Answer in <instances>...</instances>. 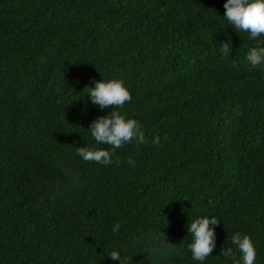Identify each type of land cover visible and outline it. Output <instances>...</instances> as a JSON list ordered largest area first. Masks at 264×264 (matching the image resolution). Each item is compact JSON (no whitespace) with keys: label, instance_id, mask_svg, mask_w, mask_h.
Listing matches in <instances>:
<instances>
[{"label":"trees","instance_id":"1","mask_svg":"<svg viewBox=\"0 0 264 264\" xmlns=\"http://www.w3.org/2000/svg\"><path fill=\"white\" fill-rule=\"evenodd\" d=\"M226 2L0 0V264H233L222 248L242 264L237 232L264 264V65L246 61L264 36L237 33ZM103 80L147 139L108 166L76 154L110 150L89 131L112 110L85 89ZM203 217L220 222L201 262Z\"/></svg>","mask_w":264,"mask_h":264},{"label":"clouds","instance_id":"2","mask_svg":"<svg viewBox=\"0 0 264 264\" xmlns=\"http://www.w3.org/2000/svg\"><path fill=\"white\" fill-rule=\"evenodd\" d=\"M224 17L232 28L237 32H246L250 40H256L264 36V0H227L224 4ZM221 54L229 56L232 49L231 42H225L220 45ZM246 61L252 67L264 65V46L253 47L249 49L246 55ZM44 62V58L42 61ZM91 102L99 109L112 110L106 115L98 117L90 124V134L94 141L99 145L110 146L109 149L79 147L76 154L85 162H95L100 165H112L113 157L117 149L122 148L129 143L142 145L147 143L142 129V124L136 119H129L116 110L123 108L126 103L132 101L130 91L124 86L122 80H111L108 82H95L94 88H85ZM167 137H165L166 139ZM152 143L158 145L160 137L156 136ZM119 166V160L115 161ZM129 164L135 166V161L129 158ZM216 217H203L195 219L188 225V233L192 235V242L188 245L192 258L196 261H205L216 248L215 226L219 224ZM121 224L117 223L113 227V232L118 233ZM232 244L236 246L241 254L242 264H254L256 259V250L251 238L248 235H242L237 232L232 236ZM220 255L232 259L233 264H241L237 260L233 249H221ZM110 258L113 261H120V264H128L126 257L121 258L118 251H112Z\"/></svg>","mask_w":264,"mask_h":264}]
</instances>
